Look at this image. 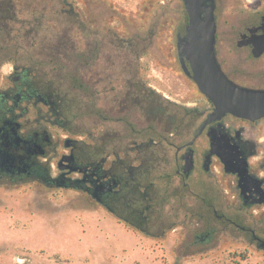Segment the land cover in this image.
Returning <instances> with one entry per match:
<instances>
[{"label": "rangeland", "instance_id": "rangeland-1", "mask_svg": "<svg viewBox=\"0 0 264 264\" xmlns=\"http://www.w3.org/2000/svg\"><path fill=\"white\" fill-rule=\"evenodd\" d=\"M224 1L223 30L232 0ZM185 21L182 0H0V77L14 65L30 68L64 97L75 137L97 145L107 163L117 156L141 166L150 222L139 231L71 188L0 186V264H264L250 233L264 238V206L244 205L216 161L210 176L175 171L176 148L193 130L184 107L206 105L176 55ZM254 67L264 85V57ZM145 85L149 106H178L176 130L141 111L138 95L119 111L122 91ZM249 134L264 154V119ZM193 146L202 151L206 138ZM207 229L208 238L195 237Z\"/></svg>", "mask_w": 264, "mask_h": 264}, {"label": "flooded vegetation", "instance_id": "flooded-vegetation-1", "mask_svg": "<svg viewBox=\"0 0 264 264\" xmlns=\"http://www.w3.org/2000/svg\"><path fill=\"white\" fill-rule=\"evenodd\" d=\"M202 1L213 9L214 54L220 70L237 85L264 88V85L257 82L261 75L258 68L254 67L255 61L264 57V49L258 56L254 55V52L264 48V0H232L229 4L230 12L222 18L229 24L225 30L219 28L220 4L225 1ZM187 21L186 13L182 32L177 33L176 40L183 35ZM186 65L188 67L187 62ZM188 69V77L197 88L192 72ZM31 72L28 67L14 65L0 77V186L37 182L48 187L79 190L118 220L129 223L139 231L148 232L143 225L147 224L148 227L149 217L143 212L149 208V204L141 206V202L147 198L148 186L142 185L141 166L117 156L107 163L106 158L99 157L97 145L89 148L83 139L75 137L76 132L69 128L71 110L67 108L64 97L52 91L49 84L32 77ZM133 89L125 88L122 91L120 103L123 108L120 112L126 110L133 95H138L141 111L154 114L159 121L166 120V126L170 124L173 130L178 128V106L154 109L147 102L146 85L143 91L142 88L137 92ZM200 94L206 102L205 106L184 107L189 117L188 125L193 130L191 138L176 148L177 176L188 178L196 169L201 175L210 176L214 161L220 163L223 169L220 158L215 153L209 155L210 138L222 135L233 147H222L219 144L218 150L231 159L232 165L237 163L235 158H244L248 174L256 179L254 182H242L244 191L241 192L237 172H226L223 169L225 173L234 176L238 197L246 206H264V154L249 134L264 117L251 121L226 113L220 119L207 123L193 143L188 145L213 109L212 102ZM200 136L206 138L207 147L197 151L193 144ZM190 150L191 154L188 155ZM185 157H191L192 160V167L187 173L183 172ZM250 158H256L255 167L251 166ZM206 159L209 160L207 169L204 168ZM206 205L212 209L213 218L225 220L223 213L218 212L212 203ZM241 229L246 230L244 227ZM250 233L258 246L260 240L264 241L253 230ZM195 237L208 238L209 230Z\"/></svg>", "mask_w": 264, "mask_h": 264}, {"label": "water", "instance_id": "water-1", "mask_svg": "<svg viewBox=\"0 0 264 264\" xmlns=\"http://www.w3.org/2000/svg\"><path fill=\"white\" fill-rule=\"evenodd\" d=\"M183 5L188 21L184 27L183 35L177 37L176 55L183 73L187 76L190 75L188 67L190 68L198 90L213 104L212 111L188 142V145H191L207 123L220 119L226 113L251 121L264 117V88L240 86L225 76L220 70L214 54L215 21L212 7L202 0H183ZM202 12H204V17ZM263 49L260 48L254 52V55L258 56ZM210 139L209 155L215 153L220 158L224 171L237 172L239 176L238 185L243 192L242 182L256 181L248 174L245 159L235 158L237 163L232 165L231 159L219 151L218 146L221 144L222 147H233V145L229 144L222 135L212 136ZM190 154L191 150L188 155ZM208 163L209 160L206 159L204 162L205 169L208 168ZM191 167V157H185L183 172L187 173ZM263 245L264 241L260 240L259 247Z\"/></svg>", "mask_w": 264, "mask_h": 264}, {"label": "crops", "instance_id": "crops-1", "mask_svg": "<svg viewBox=\"0 0 264 264\" xmlns=\"http://www.w3.org/2000/svg\"><path fill=\"white\" fill-rule=\"evenodd\" d=\"M10 261H11V260H10V259H8V263H10Z\"/></svg>", "mask_w": 264, "mask_h": 264}]
</instances>
